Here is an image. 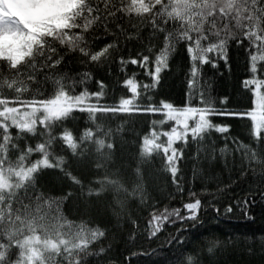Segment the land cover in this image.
I'll return each instance as SVG.
<instances>
[{
  "label": "snow or ice",
  "instance_id": "snow-or-ice-1",
  "mask_svg": "<svg viewBox=\"0 0 264 264\" xmlns=\"http://www.w3.org/2000/svg\"><path fill=\"white\" fill-rule=\"evenodd\" d=\"M141 25L150 28L152 37L163 34L162 47L155 54L152 70H149L150 56L141 53L127 59L120 57L119 62L122 70L127 64L145 69L152 82L141 85L135 77L126 79L124 85L132 97L122 98L118 107L90 102L92 97L98 100L102 91L90 93L85 88L73 94L76 84L85 83L91 73H82L78 81L69 77L59 68L65 56L78 52L86 58L82 62L100 64L102 58H109L110 50L118 51L123 41L136 38L138 31L132 33L129 27L138 30ZM107 36L113 39L99 50L91 47L96 40ZM230 41H235L237 46L247 41L245 51L250 58L252 78L242 83L245 88L256 85L252 90L254 110L219 112L203 92L199 106L189 103L177 108L164 101L159 106L149 104L144 108L135 104L141 95L137 89L142 87L146 93L159 83L160 73L168 67L169 57L178 44L184 45L189 56L191 89L200 73L199 65L216 66L209 53L227 62ZM148 52H152L151 46ZM259 62H264V0H0V264H85L89 256L105 251L104 248L98 253L89 250L105 236L103 229L86 227L83 222L76 225L63 215L61 205L67 196H45L36 188V175L42 169L65 171V158L54 153L58 142L74 156L78 150L87 151L86 146L94 144L95 151L108 158L103 150L114 147L111 142L106 143L111 129L104 130L97 122V113L139 111L164 116L159 122L152 121L154 125L173 121L170 130L157 132L153 128L150 135H145L139 153L141 162L162 153L173 178L177 173L176 160L182 156L173 147L176 142L187 144L189 136L198 142L211 129L228 131L227 127L214 125L208 118L210 115L249 117L251 135L259 145L264 140V91H261L264 80L256 76ZM49 83L53 90L46 95L45 85ZM99 83L102 89L103 83ZM74 111L87 112L95 130L86 128L78 138L67 128L54 135V128ZM11 129L16 130L15 136ZM161 136L167 139L161 141ZM27 137L40 139L33 146L27 143ZM20 140L25 141L24 147L19 145ZM240 149L245 150L243 155L250 162L264 163L250 146L239 142L237 150ZM10 150L19 153L15 160L9 158ZM34 154L39 157L30 160ZM136 172L139 174L140 169ZM65 174L72 183H81L71 172ZM173 182L177 184V191L183 192L175 179ZM106 183L115 186L117 191L122 187L116 179L106 178ZM103 190L102 182L95 194ZM88 194H93L91 189ZM188 195L196 197L194 192ZM236 203L247 215L249 200ZM201 207V200L195 198L182 207L154 209L147 224L149 239L156 237L166 223L177 220L199 223ZM232 210L231 205L225 209L228 213ZM13 247L19 253L10 262L8 253ZM187 264H195V258L187 257Z\"/></svg>",
  "mask_w": 264,
  "mask_h": 264
},
{
  "label": "trees",
  "instance_id": "trees-1",
  "mask_svg": "<svg viewBox=\"0 0 264 264\" xmlns=\"http://www.w3.org/2000/svg\"><path fill=\"white\" fill-rule=\"evenodd\" d=\"M128 30L132 33L138 31L136 38L123 41L118 51L110 50L109 58H102L100 64L82 62L86 58L78 52L65 56V62L59 68L69 77L78 81L82 73H91L85 83L76 84L73 94H79L85 88L90 93L102 91L103 95L98 100L92 97L90 102L118 107L122 98L132 97L124 85L126 79L135 77L141 85L152 82L145 69L127 64L122 70L119 61L120 57L127 59L136 57L138 53L149 55V70H152L155 54L162 47L163 34L152 37L150 28L144 25L138 30L131 27ZM112 39V36H107L96 40L91 47L99 50ZM149 46L152 52H148ZM246 46L247 41L240 46L230 41L227 62L215 53H209L216 66L211 63L199 65L200 73L190 89L189 56L184 45L178 44L169 57L168 67L160 73L159 83L146 93L142 87L137 89L141 95L135 104L144 108L149 104L159 106L164 101L177 108L189 103L199 106L200 93L203 92L219 112L251 110L253 85L245 88L242 83L252 78ZM258 69L257 78L264 80V62L258 63ZM99 82L103 83L102 89ZM45 88V94H51L52 85L46 84ZM208 118L214 125L227 127L228 131L211 129L198 142L192 141L191 136L187 144L176 142L173 147L180 150L182 156L176 160L175 178L167 170L162 153L141 162L139 153L143 137L150 135L153 128L157 132L170 130L174 123L167 121L154 125L152 121L164 119L158 113H97V122L105 131L111 129L106 143L111 142L114 147L103 150L107 159L95 151L94 144L87 145V151L78 150L75 156L69 149H62L59 142L54 145L55 155L65 158V171L42 169L36 175V188L45 196H67L61 211L74 224L83 222L86 227L98 226L105 231V236L89 249L93 253H98L100 248L105 251L89 256L85 264H187L189 256L195 258V264H264V195H261L264 193V163L250 162L243 155L244 149L237 150V144L242 142L264 160V140L258 145L257 139L251 135L252 121L249 117L210 115ZM90 127L95 130L88 113L74 111L54 128L53 134L58 136L67 128L78 138ZM11 131L15 136L16 130ZM38 139L40 137H27V143L34 146ZM166 139L164 136L160 138L161 141ZM18 143L21 147L25 145L24 140ZM18 154L16 150H10L9 158L15 160ZM38 157L39 154H34L30 160ZM98 163L102 166L97 167ZM137 168L140 169L139 174ZM66 171L81 183H72ZM106 178L118 180L122 185L120 190L107 184ZM174 179L183 192L177 191ZM102 182L104 190L96 195ZM90 189L92 195L88 194ZM189 192L196 193V197L190 198ZM195 198H199L202 204L199 223L193 225L192 221L181 223L178 220L166 223L156 237L149 239L147 224L154 209L182 207ZM245 199L249 200L247 215L236 203ZM253 200L255 203L251 202ZM229 205L233 209L231 213L225 211ZM18 253L19 249L11 248L8 260L14 262Z\"/></svg>",
  "mask_w": 264,
  "mask_h": 264
},
{
  "label": "rangeland",
  "instance_id": "rangeland-1",
  "mask_svg": "<svg viewBox=\"0 0 264 264\" xmlns=\"http://www.w3.org/2000/svg\"><path fill=\"white\" fill-rule=\"evenodd\" d=\"M255 87H256V85L255 84H253V90L255 89ZM254 108H255V104H253V107H252V109L251 110H254ZM250 110V111H251ZM189 123L191 124L192 123V121H189Z\"/></svg>",
  "mask_w": 264,
  "mask_h": 264
}]
</instances>
